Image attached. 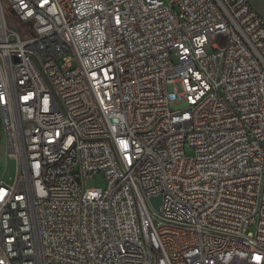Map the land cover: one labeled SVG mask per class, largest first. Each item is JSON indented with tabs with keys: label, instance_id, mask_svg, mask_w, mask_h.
<instances>
[{
	"label": "built area",
	"instance_id": "built-area-1",
	"mask_svg": "<svg viewBox=\"0 0 264 264\" xmlns=\"http://www.w3.org/2000/svg\"><path fill=\"white\" fill-rule=\"evenodd\" d=\"M0 131V264H264L247 0H0Z\"/></svg>",
	"mask_w": 264,
	"mask_h": 264
},
{
	"label": "rangeland",
	"instance_id": "rangeland-1",
	"mask_svg": "<svg viewBox=\"0 0 264 264\" xmlns=\"http://www.w3.org/2000/svg\"><path fill=\"white\" fill-rule=\"evenodd\" d=\"M250 7L264 19V0H247ZM221 40L222 38H218ZM6 144L5 138L0 131V173H4L5 180L9 177L14 178L16 173V161L14 158L7 157L5 154ZM88 189H104L106 182L101 175H96L85 183Z\"/></svg>",
	"mask_w": 264,
	"mask_h": 264
},
{
	"label": "water",
	"instance_id": "water-1",
	"mask_svg": "<svg viewBox=\"0 0 264 264\" xmlns=\"http://www.w3.org/2000/svg\"><path fill=\"white\" fill-rule=\"evenodd\" d=\"M151 204L156 208L158 209L159 205H160V202H161V197H157V198H152L150 200Z\"/></svg>",
	"mask_w": 264,
	"mask_h": 264
},
{
	"label": "crops",
	"instance_id": "crops-1",
	"mask_svg": "<svg viewBox=\"0 0 264 264\" xmlns=\"http://www.w3.org/2000/svg\"><path fill=\"white\" fill-rule=\"evenodd\" d=\"M5 154H6V150H5ZM6 156H7V154H6ZM7 157H8V156H7ZM4 173H5V172H4ZM4 173H2V174L0 173V179L3 180V181H8V179H9L10 177H9L7 180H5Z\"/></svg>",
	"mask_w": 264,
	"mask_h": 264
}]
</instances>
